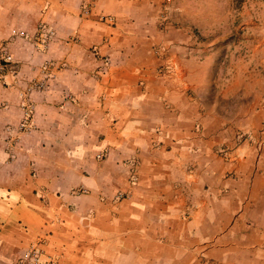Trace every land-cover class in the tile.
I'll list each match as a JSON object with an SVG mask.
<instances>
[{
	"label": "crops",
	"instance_id": "crops-1",
	"mask_svg": "<svg viewBox=\"0 0 264 264\" xmlns=\"http://www.w3.org/2000/svg\"><path fill=\"white\" fill-rule=\"evenodd\" d=\"M88 1L0 0V264L41 238L51 264H264L248 5L161 25L163 0Z\"/></svg>",
	"mask_w": 264,
	"mask_h": 264
},
{
	"label": "rangeland",
	"instance_id": "rangeland-1",
	"mask_svg": "<svg viewBox=\"0 0 264 264\" xmlns=\"http://www.w3.org/2000/svg\"><path fill=\"white\" fill-rule=\"evenodd\" d=\"M245 1L247 8L252 11L254 17V30L260 31L264 29V0H242ZM163 0L158 13V22L161 25L167 24L170 21V17L179 14L187 18L186 20L207 22L209 25L211 22L219 21L223 17L227 20L235 18L236 12L234 11L236 0ZM186 3V4H184ZM175 4V5H174ZM245 10V9H244ZM251 13V12H250ZM111 17L112 20L108 21L105 18ZM103 20L107 22H113L114 19L110 15L102 16ZM223 28V27H222ZM227 28L224 27V29ZM190 35L196 38L199 32L193 28H189ZM160 50L159 48L156 49ZM163 50V49H162ZM133 173V172H132Z\"/></svg>",
	"mask_w": 264,
	"mask_h": 264
},
{
	"label": "built area",
	"instance_id": "built-area-1",
	"mask_svg": "<svg viewBox=\"0 0 264 264\" xmlns=\"http://www.w3.org/2000/svg\"><path fill=\"white\" fill-rule=\"evenodd\" d=\"M83 9L84 12L87 11V7L90 5V2L88 0H84ZM108 21H111V17L105 18ZM53 34V31L46 27L44 24L39 25L38 27V36L42 38L41 40L44 42L46 39H48ZM5 62H11L10 57L6 56L4 57ZM42 72L46 75L49 73L46 65H43ZM45 83L43 81H38L36 83L37 89H43L45 86ZM23 116L19 123V130L26 131L29 130V128L32 125V115L34 111V106L31 101H25L23 103ZM121 196V195H120ZM52 261L49 259H45L44 257V250H43V238L36 240L34 243H32L28 248H26L18 259L16 260L15 264H51Z\"/></svg>",
	"mask_w": 264,
	"mask_h": 264
},
{
	"label": "trees",
	"instance_id": "trees-1",
	"mask_svg": "<svg viewBox=\"0 0 264 264\" xmlns=\"http://www.w3.org/2000/svg\"><path fill=\"white\" fill-rule=\"evenodd\" d=\"M241 1L242 0H236V5H235L236 8H239V4H240Z\"/></svg>",
	"mask_w": 264,
	"mask_h": 264
}]
</instances>
